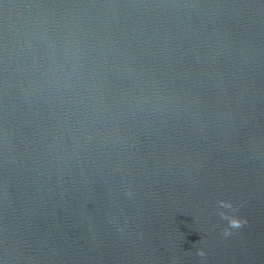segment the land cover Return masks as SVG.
<instances>
[{"label": "water", "instance_id": "obj_1", "mask_svg": "<svg viewBox=\"0 0 264 264\" xmlns=\"http://www.w3.org/2000/svg\"><path fill=\"white\" fill-rule=\"evenodd\" d=\"M0 264H264V0H0Z\"/></svg>", "mask_w": 264, "mask_h": 264}, {"label": "clouds", "instance_id": "obj_2", "mask_svg": "<svg viewBox=\"0 0 264 264\" xmlns=\"http://www.w3.org/2000/svg\"><path fill=\"white\" fill-rule=\"evenodd\" d=\"M220 203L224 208L233 209V206L230 202L221 201ZM233 211L235 210L233 209ZM220 217L222 220L227 221V227L223 229V234L225 236L230 235L233 229H239L247 222L246 219L240 218L234 214H230L227 211H221ZM198 254L203 256L204 252L200 250Z\"/></svg>", "mask_w": 264, "mask_h": 264}]
</instances>
